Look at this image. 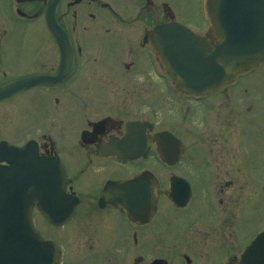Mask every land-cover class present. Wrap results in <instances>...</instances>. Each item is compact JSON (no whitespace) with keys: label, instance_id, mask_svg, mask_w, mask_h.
I'll return each instance as SVG.
<instances>
[{"label":"flooded vegetation","instance_id":"af4514ba","mask_svg":"<svg viewBox=\"0 0 264 264\" xmlns=\"http://www.w3.org/2000/svg\"><path fill=\"white\" fill-rule=\"evenodd\" d=\"M49 1L0 0V88L28 75L58 73L61 49L48 27ZM176 11V4L171 0H61L58 3L56 16L69 37V71L58 84L36 83L0 99V142L22 145L32 140L40 155L63 160L69 177V219L64 225L53 227L34 203L29 230L25 228V198H8L2 235L5 245L13 244V248L18 245L21 250L20 244L26 241V235L39 231L59 245L58 264L67 256L71 259L69 264H223L224 261L217 263L210 256L213 246L238 253L249 243L250 239L245 242L241 236L242 220L234 212V204L243 200V193L239 196L237 192L235 196L232 189L236 182L232 176L242 180L240 188L244 189L248 182L242 173L244 126L254 114L256 103H260V94L253 92L249 84L255 69L238 75L225 89L199 96L180 95L185 109L181 116L187 117V106L189 115L197 110L202 120L198 121L200 134L198 138L194 136L195 145L191 149L186 140L196 131L190 133L186 125L184 131L177 132L167 127L156 129L157 126L151 128L148 123L155 122L154 92H162L168 98L172 89L162 74H159L161 86L154 85V52L145 33L159 23L177 20ZM154 15L158 16L156 21ZM134 25H138L136 34L123 36L125 43L120 46L117 72L112 68H94L101 63L98 38L120 34L125 27ZM42 29L47 38L41 44ZM141 29L144 36L138 38ZM84 36H92L90 52ZM209 36L214 39L212 34ZM137 54L141 55L140 59ZM109 66L115 68L113 63ZM86 69L88 72L84 74ZM78 77L83 78L75 83ZM129 91L138 94L127 102L113 95ZM87 94L100 99L93 102L82 99V102L80 98ZM64 96L74 100V106L67 108L69 123L74 127L69 133V156L60 148L55 133L42 131L43 123L48 124L53 115L57 119L64 109ZM42 100L48 110L42 108ZM27 106L37 117L32 119L33 125L25 123ZM75 112L76 117L71 120L70 113ZM138 120L143 125L129 132L132 140L129 145L148 146V155L140 153L134 159H123L122 156L132 153L125 144L123 146L127 125ZM164 129L181 139L183 149L176 163L162 161L169 171L156 176L154 191V173L144 162L157 154L155 132ZM171 151L174 153V149H166V155H171ZM10 157L8 150L1 151L0 165L8 166L10 162L4 158ZM195 157H201L195 172L204 177L209 175L202 187L212 221L206 218L202 224L190 223L182 232L171 233L168 228L173 225L165 216H171L172 212L178 214L177 221L180 212L187 214L191 209L195 198L192 180L181 173L183 169L188 172ZM185 158H188L186 166ZM128 178L139 182L137 192L145 201L134 203L128 197L131 190L118 188L119 181ZM177 178L189 181L192 189L187 198L184 195L189 185ZM83 179L88 183L81 185ZM261 186L264 187V182ZM42 220L56 230H64L69 225L67 241L44 233ZM232 255L227 264H238L236 254Z\"/></svg>","mask_w":264,"mask_h":264},{"label":"water","instance_id":"95a60500","mask_svg":"<svg viewBox=\"0 0 264 264\" xmlns=\"http://www.w3.org/2000/svg\"><path fill=\"white\" fill-rule=\"evenodd\" d=\"M58 1H50L48 20L62 51V65L59 73L55 76L33 75L23 78L15 84L0 89V98L20 86L31 85L38 81H59L68 72L71 55L67 34L55 18V7ZM207 8L217 34L215 43L205 36L191 32L177 22L157 25L148 33L159 57L164 62V67L175 80L176 85L191 94H203L223 87L238 72L264 63V0H208ZM139 124L129 125V127L135 128ZM156 137L159 144L165 143L168 139L169 145L180 147V141L169 132H160ZM126 141L128 139L123 142ZM169 145L166 144V147H170ZM29 149L30 144L24 147L11 146L8 149L18 158H22L21 166L24 172H21L19 168L12 170L25 175L26 183L31 185L33 193L28 194L27 190L25 197L41 196L47 216L58 220L68 217L69 204L64 193L65 177L62 170L54 169L55 164L53 167L47 166L53 170V187L45 182L50 177V170L44 168L45 164L39 165L37 171H32L33 175H28V166L29 168L32 166L23 158L28 157ZM138 151H142L141 148ZM38 174H42V180L37 178ZM128 186L130 183H121L122 188ZM5 196L4 188L0 186V198ZM41 248V263H36L33 260L35 257L30 256L34 253L32 249H26L25 257L22 255L20 259L17 257L9 261L11 264H19V260H25V264H54L57 260L56 256L52 261L49 257L55 250V246L42 240ZM239 264H264V231L246 247Z\"/></svg>","mask_w":264,"mask_h":264},{"label":"rangeland","instance_id":"374dc122","mask_svg":"<svg viewBox=\"0 0 264 264\" xmlns=\"http://www.w3.org/2000/svg\"><path fill=\"white\" fill-rule=\"evenodd\" d=\"M171 1L175 2L178 13L177 17L182 21V23L187 25L190 24V26L191 25L194 26L195 29H197V27L201 28L204 26L200 14L203 0H171ZM156 18H158V16L154 15L153 19L155 21ZM123 19L125 20V17H123ZM137 30H138V25H134L130 27L127 26L125 27V29L120 31V34L114 33L106 38L99 37L97 41L101 42L100 43L101 55H98V57L100 58L101 63L94 68H97L99 70L112 68L114 69L113 72H117V59L121 52L120 46L122 42L123 44L125 43L123 36L126 34H129L130 36H134ZM198 30L203 31L202 29H198ZM143 34H144V30L141 29V31L138 32L137 37L142 38ZM46 36L47 34L45 32V29H42V34L40 37L41 44L42 42H45V38H47ZM84 42H86L87 45L89 46V52H90L92 50L90 47V44L93 42L92 36H89L87 38L84 36ZM122 52H123V47H122ZM140 56H141L140 54H137L138 59H140ZM123 57L128 58L127 56H123ZM111 63L114 64L115 68L113 66L112 67L109 66ZM87 72L88 69L84 71V74H86ZM263 74H264V67L254 71L252 73L253 76L251 78V82L249 83L250 85L253 86L252 91L257 94H260V103H256L254 114H251L250 118L245 122V126H244L245 138L243 140L244 150H242V153H244L242 157V161L244 164V171H242V173L244 174L246 181H248L245 188L244 189L240 188L242 180L238 181L234 174L232 176L234 178V181L236 182V184L233 186L234 188L232 189L233 192L235 193V196L237 192L239 196H241L243 193V200L238 204H234V212L239 214V218L242 220V224L240 225L239 228L241 230V236L242 238L245 239V242L251 239L253 235L260 228H264V190L262 189L261 186V184L264 182V77L262 76ZM82 78L83 77H78L77 79L74 80V82L79 83V81ZM161 80L162 78H160L159 76L153 75L154 85L158 84L161 86L162 84ZM89 81L91 82V80ZM94 83L96 84V82ZM158 90L160 91L161 89L159 88ZM137 94L138 93L129 91V92L114 93L113 95L115 97L117 96L119 101L127 102L133 99ZM71 99L72 98L70 96H64V101H63L64 109L60 111V113L58 114L59 116L57 118L56 125L53 128V132L58 137L57 140L59 142V146L63 150L64 154L67 156H69V133L72 132L74 128L69 123L68 120L69 113L67 111V108L70 107V105L74 106V100L72 102ZM82 99L83 100L86 99L93 102L94 100L97 101L100 98L94 99L90 94H87L80 98V100ZM153 100H154L153 101L154 120L157 122V126L159 128L167 127L177 132L179 129L180 131H184V126L186 125L185 129L190 133L193 134L194 131H196L194 135H190L191 137L189 136L186 140L187 147L191 149L195 145L194 136L198 138L200 134V129H199L200 123L198 121H202V120L198 118L196 114L197 110H195L194 113H191L189 115V109H187L188 107L185 106L187 111V115H186L187 117L181 116V113L185 112L184 106H182V100L173 98V95L171 93H168V98H166L162 92H158V93L154 92ZM41 105L43 109L48 110V105L45 104L43 100ZM194 107L196 108L195 104ZM31 111H32L31 108L27 106L25 109V123L28 122L29 125H33L32 119L34 120L37 119L34 113L31 114ZM76 114L77 112H75L74 115L70 113V119L72 120V117L75 118ZM75 120L77 121V119ZM155 157H153L152 159L150 158L148 161H145L144 163L146 166H149L152 169L155 176L159 177V175L164 174L165 172L169 171V169H167L161 163V161ZM187 159L188 158H185L183 164L186 162ZM200 159L201 157H195V159L191 162V164H189L190 168H187L188 172L183 171L184 169L181 172L182 174L187 175V177H189L192 180L195 190V198L192 202L193 204L191 206V209L187 212V214L184 212H180V217L179 219H177V221L175 220V217L178 214L172 212L171 216L170 215L165 216L166 218L170 219V223L173 225L172 227L170 226L168 228L171 233L176 234L182 232L186 228V226L190 223L202 224L206 218H208L210 222L212 221V218L208 215V210L205 206L204 195H203L204 188L202 187L204 182L207 181V179H209V175L208 173L205 174L206 177L205 178L199 172L198 173L195 172L196 170L195 168H197L198 163H200ZM226 160L229 161V158H226ZM202 166L205 167L204 163L202 164ZM192 172H194V175L192 174ZM231 175L232 173H230V176ZM87 183L88 180L86 179L80 181L81 185ZM41 224L44 233L57 238L59 241H62V239L65 242L67 241L69 236V225H67L66 228H64V230H60V229L56 230L55 228L50 227L49 224H46L44 220L41 221ZM213 248L214 250L211 251L212 255L210 256L217 263L221 261H224L223 264L229 263L230 258L233 256L232 254L235 253L233 251L225 252L220 249H216L217 247L214 246ZM69 262H71V259L69 258V256H67L66 258L63 259V262L61 264H69Z\"/></svg>","mask_w":264,"mask_h":264}]
</instances>
